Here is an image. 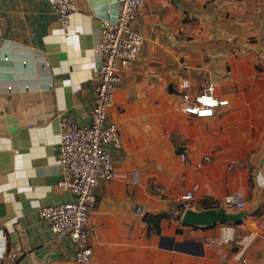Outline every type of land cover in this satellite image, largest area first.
<instances>
[{"label": "crops", "instance_id": "crops-1", "mask_svg": "<svg viewBox=\"0 0 264 264\" xmlns=\"http://www.w3.org/2000/svg\"><path fill=\"white\" fill-rule=\"evenodd\" d=\"M72 1L64 28L47 0H0V264H78L76 242L39 209L73 198L56 185L58 124L89 122L94 47L118 1ZM132 28L143 42L108 109L122 145L116 175L95 187L89 264H264V0H144ZM182 79L190 95L212 81L228 104L209 117L182 111ZM233 189L245 206L226 208L244 210L239 220L181 221ZM159 212L148 232L144 215ZM224 226L240 237L218 242Z\"/></svg>", "mask_w": 264, "mask_h": 264}, {"label": "built area", "instance_id": "built-area-1", "mask_svg": "<svg viewBox=\"0 0 264 264\" xmlns=\"http://www.w3.org/2000/svg\"><path fill=\"white\" fill-rule=\"evenodd\" d=\"M116 18L102 20L100 37L94 52L100 61L93 67L97 77L95 85L96 101L89 111V122L79 124L75 121L61 120L59 128L60 178L57 187L73 194L72 199L40 207L39 215L47 223L52 233L66 235L76 242L75 260L78 264H89L91 248L87 243L89 229L88 215L95 202V187L99 180L110 179L116 175L113 168V149L120 148L122 140L118 127L108 121V109L113 103V92L121 82L124 72L139 54L143 37L132 28L139 8L144 0H117ZM56 13L61 25L66 28L69 16L74 10L72 0H47ZM188 81L179 82L178 93L180 109L197 117H209L216 109L226 106L228 99L214 92V83L209 81L203 89L190 95L186 88ZM7 88H10L8 86ZM186 159L184 152L179 154ZM197 184L185 190L180 199L185 206L196 204L194 191ZM220 205L224 207L245 206L239 189L223 195ZM135 211H142L140 206ZM239 233L222 227L218 242L227 243ZM211 239L208 243H213Z\"/></svg>", "mask_w": 264, "mask_h": 264}, {"label": "water", "instance_id": "water-1", "mask_svg": "<svg viewBox=\"0 0 264 264\" xmlns=\"http://www.w3.org/2000/svg\"><path fill=\"white\" fill-rule=\"evenodd\" d=\"M244 210L230 211L223 205L196 209L186 207L183 209L180 219L183 223L192 226H208L216 222L237 221L244 215Z\"/></svg>", "mask_w": 264, "mask_h": 264}, {"label": "trees", "instance_id": "trees-1", "mask_svg": "<svg viewBox=\"0 0 264 264\" xmlns=\"http://www.w3.org/2000/svg\"><path fill=\"white\" fill-rule=\"evenodd\" d=\"M200 205H201V208L218 206V204L214 203L213 201H209V200H202ZM179 208H182V206L180 205ZM165 216H167V213L165 212H159L156 214H150V213L145 214L144 219L148 225V232L150 231L158 232L160 219Z\"/></svg>", "mask_w": 264, "mask_h": 264}]
</instances>
